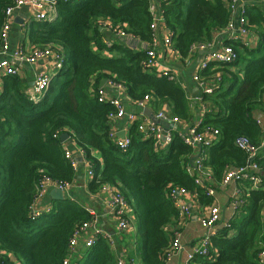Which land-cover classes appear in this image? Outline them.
I'll list each match as a JSON object with an SVG mask.
<instances>
[{
    "label": "trees",
    "instance_id": "16d2710c",
    "mask_svg": "<svg viewBox=\"0 0 264 264\" xmlns=\"http://www.w3.org/2000/svg\"><path fill=\"white\" fill-rule=\"evenodd\" d=\"M14 0H0L1 30L5 10ZM151 0H81L60 3L52 19L30 18L21 26L22 38L38 48L51 45L64 55L63 67L38 100L26 92L28 84L18 75L3 77L0 91V264H63L76 226L92 215L65 195L53 200L51 210L33 218L38 185L43 177L58 183L72 182L76 172L65 156L61 134L69 133L92 163L89 184L95 193L106 183L118 186L131 204L136 219L135 238L143 264H164L170 246L166 227L174 224L178 210L171 188L196 193L201 204L214 196L196 184L188 167L194 149L172 130L173 139L158 149L155 140H142L138 123L131 126L128 150H121L110 136L109 115L115 108L98 100L103 79L122 84L132 102L151 97L154 112L167 107L181 121H193V108L178 79L158 76L146 66L145 49L135 48L128 39L150 43ZM173 46L184 60L195 42H210L223 30L230 12L223 0H164L161 5ZM250 30L257 36L250 47L227 41L238 52L230 64L210 63L202 72L206 79L220 76L218 88L201 94L206 111L199 130H219L218 140L208 147L205 166L215 189L231 167L247 163V153L237 148V137L259 145L264 120V11L247 4ZM108 20L130 36H113L107 43L98 21ZM107 51L108 55L104 52ZM217 79V78H216ZM98 150L101 160L93 155ZM264 152V149H262ZM262 182L254 186L241 181L239 211L211 236L209 257L192 264H259L263 249L264 155L258 159ZM80 264H117V254L103 237L85 248ZM74 262V260H73ZM72 262V263H73Z\"/></svg>",
    "mask_w": 264,
    "mask_h": 264
},
{
    "label": "built area",
    "instance_id": "2783aa9c",
    "mask_svg": "<svg viewBox=\"0 0 264 264\" xmlns=\"http://www.w3.org/2000/svg\"><path fill=\"white\" fill-rule=\"evenodd\" d=\"M81 0H14V4L7 7L5 10V21L1 30V47H0V76L18 75V68L11 63L7 54L10 49V34L15 22L17 12L23 7L30 8L32 14L30 18L42 21L52 19L57 13V7L60 3L79 2ZM151 0L150 11L152 14L151 29L153 32V38L150 43H146V66L155 71L160 77H166L171 80L177 79V76L173 70L159 62L160 57L163 55V51L174 52L177 51L173 46V40L170 30L166 27L165 19L163 17L161 5L164 0ZM230 12V20L228 25L223 28V31H228L230 41H235L249 46V34L250 30L249 19L247 16L246 6L249 0H223ZM24 24V23H23ZM100 29L110 31L121 38L130 37L122 27H113L108 20L100 19L98 21ZM159 30H163V41L159 38ZM163 49V50H162ZM201 53V61L196 68L193 79L197 82L202 90V93H212L218 88V82L220 76H215V79L209 80L202 76V72L206 70L210 63L218 64H230L237 60L238 52L229 44H223L218 48L214 47L213 41L210 42H195L190 49L191 52ZM15 58L19 60H26L28 63H47L50 68L41 70L35 74L34 84L30 89H27V93L34 100H38L48 90L51 82L60 72L63 67L64 55L59 48L52 47L51 45L44 48H38L32 45L26 46L23 43H19L18 48L14 52ZM107 86L111 90H116L119 93H127L125 87L122 84H117L107 80L103 87L98 88V100L102 103H109L114 106L115 110L110 113V121L117 117H126L131 123H138V130L142 134L141 139L146 140L153 138L155 145L158 149L166 148L173 139V128H167L161 124L154 122L148 116H145L139 112L127 111L119 98L111 95ZM130 98V97H129ZM151 97L146 95L142 100L135 103L139 109H144L149 106ZM198 101H202V96L196 98ZM134 103V102H133ZM206 108L201 106V117L197 119L194 124L188 126V128L182 127L179 129V135L183 141L192 146L194 149V156H197L194 160V165L188 167L190 174H196V184L205 186L206 194L215 196L216 190L213 186L215 182L211 179L210 170L205 166L207 160V149L214 144L219 137V130L214 128H204L199 130L200 122L205 114ZM159 119L166 120L170 124L180 125L181 120L177 117L170 115L167 107L162 108L155 114ZM148 117V118H147ZM258 123L263 129V138L259 145L253 144L250 138L245 136L237 137L234 141V145L247 153V163L238 167H231L224 175L220 185H226L230 183H240L241 181H249L254 186H258L262 182V173L259 167L258 159L264 155L262 149H264V121L259 118ZM111 136V131H110ZM71 137V136H70ZM69 137V138H70ZM75 141V140H74ZM116 145L123 151L128 150L131 145L132 139L130 135H126L124 138L115 139ZM76 142V141H75ZM78 145V144H77ZM65 156L69 160L74 171L77 172L82 161L87 168V175L92 180L94 176V168L92 163L85 157L84 150L78 145L77 153H74L71 149L65 148ZM193 156V157H194ZM60 188L63 190L64 195L68 196V192L72 187V182L58 183L50 177H43L38 185V193L36 202L32 207V217L36 218L45 212H49L51 207L41 208L38 206L44 195L51 191L52 188ZM100 192L105 196L107 207L110 214L113 216L117 223L118 231L124 233L134 230L135 228V215L131 204L127 201L125 196L121 193L118 186L112 183L103 184L100 187ZM169 195L172 197L175 206L179 212L177 226L172 230L170 234V246L164 252V264H169L171 258L182 249L181 244V228L188 222L191 217V209L187 203L186 198L190 195L196 197V193H192L185 188H171ZM243 191L237 188L235 191L231 204L233 206L234 215H236L242 203ZM86 210L92 215L91 220L79 223L68 244V253L63 260V264H72L71 258L77 250V247L81 241L84 240L85 247H91L99 237L106 239L112 248L115 247V236L109 231H104L98 227V218L94 212ZM221 207L219 204H210L209 211L201 218V225L206 229L204 236L200 237L187 253V260L185 264H192V261L196 257L205 256L209 257L212 249L211 236L214 234L212 231L221 222ZM233 215V216H234ZM229 221V220H228ZM222 221L223 225L226 222ZM263 249L258 254L259 264H264V240ZM210 258V257H209ZM117 264H137L134 258H130L129 261H125L124 258H119Z\"/></svg>",
    "mask_w": 264,
    "mask_h": 264
},
{
    "label": "crops",
    "instance_id": "0c3cea01",
    "mask_svg": "<svg viewBox=\"0 0 264 264\" xmlns=\"http://www.w3.org/2000/svg\"><path fill=\"white\" fill-rule=\"evenodd\" d=\"M157 2L156 0H154ZM249 6L258 7L261 11H264V0H249ZM32 12L29 7H23L19 12H17L15 18H21L24 24H18L14 22V25L10 34V49L7 54L8 59L18 68V76L23 79L30 89L34 84L35 74L41 70H46L50 68L47 63H28L26 60H19L15 58L14 52L18 48L19 43H23L26 46H29L28 38L24 40L21 36L23 33V29L21 31V26L24 27L27 20L30 19ZM105 32V40L107 43L113 42L114 33L103 30ZM253 32V31H252ZM159 40L162 42V35L164 33L163 30H159ZM228 31H216L213 34L212 41L214 43V47L218 48L221 45L225 44L227 41H230ZM117 36V35H115ZM257 35L253 32L249 34V46L254 47L257 43ZM120 37V36H119ZM129 43L136 48L145 49L146 43L139 41L137 39H128ZM163 50V49H162ZM105 54L108 55V52L105 51ZM201 53L199 52H191L187 58L184 60L181 58L178 51L168 52L163 51V55L160 57L159 62L169 66L173 72H175L178 81L184 87L186 93L188 94V98L193 105V121L195 122L197 119L201 117V101H198L196 98L202 94V90L197 84V82L193 79V74L200 64L201 61ZM100 85V84H99ZM98 85V88H99ZM3 86V76H0V91ZM109 93L120 99L122 104L125 106L127 111L139 112L141 114H145L146 108H148L153 114L156 112L153 111L151 105L144 109H139L135 103L129 98L127 93H119L116 90H111L107 86H105ZM26 89V92H27ZM145 116V115H144ZM146 117V116H145ZM148 118V117H147ZM264 121V120H263ZM192 123L190 121H181L180 125L177 126L178 129L182 127L188 128ZM110 131L111 138L113 140L124 138L126 135L129 136V132L132 124L127 120L126 117H117L110 121ZM70 135V134H69ZM71 136V135H70ZM69 136V137H70ZM65 148L71 149L74 153L78 151L77 142L74 141V138L71 136L65 142H63ZM93 155L101 160L100 153L98 150H93ZM90 178L87 175V168L85 164L81 161L79 169L76 172L75 178L72 181V187L68 192V196L72 201H76L78 204L85 207V209H89L94 212L98 218V227H100L104 231H109L111 234L115 236V247L113 248L115 253L117 254V260L119 258H124L125 261H129L130 258H134L137 264H143L140 252L138 251V247L136 245L135 238V228L134 230L127 231L124 233H120L118 231L117 223L113 216L110 214L109 209L107 207V202L105 201V196L100 192V188L98 192L92 193L89 189ZM238 185L236 183H230L226 185H219L216 190L214 200L211 204H219L221 207V222L217 224V226L212 231L214 234L217 233L220 227H222V221H228L233 215L234 210L231 204L232 197L237 190ZM65 196V195H64ZM53 198L50 195V191H48L44 197L38 201V206L41 208L51 207L53 204ZM187 203L191 209V217L188 222L181 228V244L182 249L177 252L170 260L169 264H185L187 253L194 246L195 242L206 233V229L201 225V218L209 211L210 204L204 205L201 204L198 197L188 196L186 198ZM179 213V212H178ZM179 215V214H178ZM262 217L264 222V209L262 210ZM178 220V218H177ZM136 224V222H135ZM177 226V221L174 224H170L166 227L167 234L170 238V234L172 230ZM136 227V225H135ZM85 243L84 240L81 241L77 247L76 252L71 258L72 264H80L82 261V256L85 251ZM165 263V262H164Z\"/></svg>",
    "mask_w": 264,
    "mask_h": 264
},
{
    "label": "water",
    "instance_id": "95a60500",
    "mask_svg": "<svg viewBox=\"0 0 264 264\" xmlns=\"http://www.w3.org/2000/svg\"><path fill=\"white\" fill-rule=\"evenodd\" d=\"M15 22L18 23V24H23V20L21 18H15ZM122 40H125V38H122ZM135 47V46H134ZM136 48V47H135ZM107 82V79H103L101 82H100V85L99 87H103ZM146 116H148L149 118H151L154 122L158 123V124H161L165 127H169V128H173V129H177V125L175 124H170L168 123L166 120H163V119H159L155 116V114H153L148 108H146V111L144 112ZM69 133H63L61 134V142H65L68 138H69ZM197 156H194L191 158L190 160V164L193 166L194 165V160ZM50 195L53 199H56V200H63L65 199V196H64V192L62 189L60 188H52L51 191H50Z\"/></svg>",
    "mask_w": 264,
    "mask_h": 264
}]
</instances>
